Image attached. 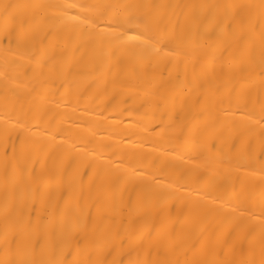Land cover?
<instances>
[{
	"label": "bare ground",
	"instance_id": "bare-ground-1",
	"mask_svg": "<svg viewBox=\"0 0 264 264\" xmlns=\"http://www.w3.org/2000/svg\"><path fill=\"white\" fill-rule=\"evenodd\" d=\"M0 264H264V0H0Z\"/></svg>",
	"mask_w": 264,
	"mask_h": 264
}]
</instances>
